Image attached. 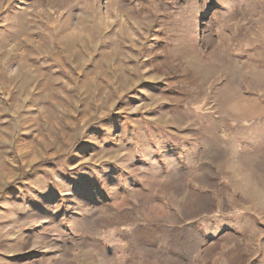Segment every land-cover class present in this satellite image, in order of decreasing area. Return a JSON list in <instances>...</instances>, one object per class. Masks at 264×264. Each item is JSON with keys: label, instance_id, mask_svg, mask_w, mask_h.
<instances>
[{"label": "rangeland", "instance_id": "obj_1", "mask_svg": "<svg viewBox=\"0 0 264 264\" xmlns=\"http://www.w3.org/2000/svg\"><path fill=\"white\" fill-rule=\"evenodd\" d=\"M101 236L98 264H264V0H0V264Z\"/></svg>", "mask_w": 264, "mask_h": 264}, {"label": "crops", "instance_id": "obj_2", "mask_svg": "<svg viewBox=\"0 0 264 264\" xmlns=\"http://www.w3.org/2000/svg\"><path fill=\"white\" fill-rule=\"evenodd\" d=\"M187 201H189V203L190 204H194V203H197L198 205H199V200H197L196 198H194L193 196L189 199V198H187ZM197 206V205H196ZM177 217H178V215L177 214H175L174 216H173V221L174 222H177ZM114 236H116V234L114 235ZM105 237V236H104ZM104 237L103 236H101L100 238H98V240H97V243H98V246L96 247V249L98 250V252L100 253H98V255H96L95 256V261H96V263L98 264L99 263V255H101V253L102 254H104L103 252L105 251V250H107V246H106V244H104ZM163 244V243H162ZM159 248L161 249V248H163V245H160L159 244ZM169 248V250L170 251H172V249H171V247H168ZM77 252H80V251H77ZM85 253H89V254H93V252L92 251H90V249H88V250H86L85 251ZM65 263V262H64ZM67 263V262H66ZM65 263V264H66ZM63 264V263H62ZM68 264H73V263H68ZM104 264H106V263H104Z\"/></svg>", "mask_w": 264, "mask_h": 264}]
</instances>
